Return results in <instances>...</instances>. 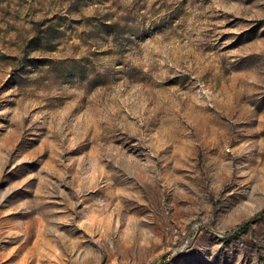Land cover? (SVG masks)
<instances>
[{"label":"rangeland","instance_id":"1","mask_svg":"<svg viewBox=\"0 0 264 264\" xmlns=\"http://www.w3.org/2000/svg\"><path fill=\"white\" fill-rule=\"evenodd\" d=\"M0 264H264V0H0Z\"/></svg>","mask_w":264,"mask_h":264}]
</instances>
